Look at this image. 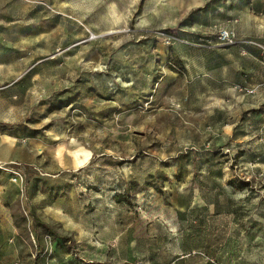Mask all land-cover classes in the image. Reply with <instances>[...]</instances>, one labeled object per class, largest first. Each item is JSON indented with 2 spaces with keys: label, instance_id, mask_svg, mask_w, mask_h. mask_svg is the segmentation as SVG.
Returning a JSON list of instances; mask_svg holds the SVG:
<instances>
[{
  "label": "rangeland",
  "instance_id": "rangeland-1",
  "mask_svg": "<svg viewBox=\"0 0 264 264\" xmlns=\"http://www.w3.org/2000/svg\"><path fill=\"white\" fill-rule=\"evenodd\" d=\"M262 83L264 0H0V264H264Z\"/></svg>",
  "mask_w": 264,
  "mask_h": 264
},
{
  "label": "built area",
  "instance_id": "built-area-1",
  "mask_svg": "<svg viewBox=\"0 0 264 264\" xmlns=\"http://www.w3.org/2000/svg\"><path fill=\"white\" fill-rule=\"evenodd\" d=\"M221 36L223 38H226V37H228V33L227 32H222ZM262 88H264V83H262ZM131 264H143V262L142 261H135V262H132Z\"/></svg>",
  "mask_w": 264,
  "mask_h": 264
},
{
  "label": "trees",
  "instance_id": "trees-1",
  "mask_svg": "<svg viewBox=\"0 0 264 264\" xmlns=\"http://www.w3.org/2000/svg\"><path fill=\"white\" fill-rule=\"evenodd\" d=\"M118 195H120V194H118Z\"/></svg>",
  "mask_w": 264,
  "mask_h": 264
}]
</instances>
